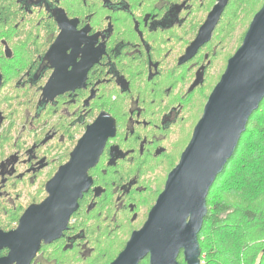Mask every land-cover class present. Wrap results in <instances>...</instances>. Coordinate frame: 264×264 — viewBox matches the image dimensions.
<instances>
[{
	"label": "flooded vegetation",
	"instance_id": "1",
	"mask_svg": "<svg viewBox=\"0 0 264 264\" xmlns=\"http://www.w3.org/2000/svg\"><path fill=\"white\" fill-rule=\"evenodd\" d=\"M243 1L226 0L214 24L220 0H79L72 14L68 0H0V235L46 197L45 184L88 125H114L67 229L29 264H52L54 249L68 259L83 238L72 225L84 196L86 213L121 208L131 233L142 226L242 43L227 55L234 34L226 15L246 13ZM61 15L76 23L64 31ZM50 79L65 89L44 100ZM126 194L148 199L136 204ZM9 251L0 239V264Z\"/></svg>",
	"mask_w": 264,
	"mask_h": 264
},
{
	"label": "water",
	"instance_id": "2",
	"mask_svg": "<svg viewBox=\"0 0 264 264\" xmlns=\"http://www.w3.org/2000/svg\"><path fill=\"white\" fill-rule=\"evenodd\" d=\"M225 2L220 0L217 5L214 24ZM58 23L66 31L67 24L76 20L61 15ZM212 27L211 24L209 31ZM54 87L57 86L50 79L42 90L44 100L65 89ZM263 99L264 2L253 15L242 43L229 58L189 143L169 172L147 219L131 233L109 264H138L145 257L148 264H180L179 253L186 264H201L198 233L207 214V194L234 155L250 116ZM113 132L112 122L100 118L87 126L69 160L45 184L46 197L23 212L15 230L0 235L10 249L5 264L13 261L29 264L41 243L49 244L62 236L78 209L79 199L92 184L88 171L97 163Z\"/></svg>",
	"mask_w": 264,
	"mask_h": 264
},
{
	"label": "trees",
	"instance_id": "3",
	"mask_svg": "<svg viewBox=\"0 0 264 264\" xmlns=\"http://www.w3.org/2000/svg\"><path fill=\"white\" fill-rule=\"evenodd\" d=\"M253 1H243L246 13L226 15L230 34H234V40L230 41L235 44L237 40L241 42L247 29L246 14L256 11L258 4ZM68 3L67 11L77 13L79 0ZM61 162L62 158L58 163ZM106 196L108 190L94 201ZM126 197L136 204L147 198L140 200L127 194ZM88 200L83 197L78 214L73 216L72 227H83V238L68 249V259H62V251L59 254L54 249L52 264H109L123 249L134 228L129 218L121 214L125 212L119 208L120 214L112 216L92 208L86 213ZM152 200L145 204L150 206ZM206 206L207 214L198 233L201 260L205 264H264V99L250 116L234 155L210 187ZM68 234H72L70 228ZM138 264H148V258Z\"/></svg>",
	"mask_w": 264,
	"mask_h": 264
},
{
	"label": "rangeland",
	"instance_id": "4",
	"mask_svg": "<svg viewBox=\"0 0 264 264\" xmlns=\"http://www.w3.org/2000/svg\"><path fill=\"white\" fill-rule=\"evenodd\" d=\"M256 1V3L258 4V5H256V7H255V9H256V11L260 8V6L262 5V3H263V1L264 0H254L253 2H255ZM253 2H252V4H253ZM252 4H251V6H252ZM250 15V16H249ZM253 13L252 14H246V20H247V22H248V20H249V22H248V24L245 26L246 28H248V25H249V23H250V21H251V19H252V17H253ZM247 30V29H246ZM237 33H235V39L237 38ZM239 43L240 42H236V44H235V42H230L228 45H227V50H226V53H227V55H230V54H232L233 52H234V50L236 49V47L239 45ZM209 193V192H208ZM207 196H208V194H207ZM141 225L140 224H137L135 227L136 228H139ZM128 240V239H127ZM182 259V262H183V258H181ZM183 264H186V263H184L183 262Z\"/></svg>",
	"mask_w": 264,
	"mask_h": 264
},
{
	"label": "bare ground",
	"instance_id": "5",
	"mask_svg": "<svg viewBox=\"0 0 264 264\" xmlns=\"http://www.w3.org/2000/svg\"><path fill=\"white\" fill-rule=\"evenodd\" d=\"M66 131V130H65ZM63 145V144H62ZM15 171V170H14ZM31 179V178H30Z\"/></svg>",
	"mask_w": 264,
	"mask_h": 264
}]
</instances>
